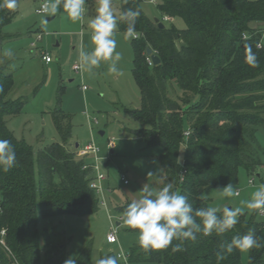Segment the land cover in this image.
I'll list each match as a JSON object with an SVG mask.
<instances>
[{
	"label": "trees",
	"instance_id": "trees-1",
	"mask_svg": "<svg viewBox=\"0 0 264 264\" xmlns=\"http://www.w3.org/2000/svg\"><path fill=\"white\" fill-rule=\"evenodd\" d=\"M159 2L162 16L181 18L186 27L164 23L166 27L160 28L143 12L141 2H121L120 16L128 9L139 12L134 30L140 37L133 39L132 47L133 74L142 106L131 114L141 124L136 135L145 138L148 145L163 148L160 159L166 179L162 187L171 182L175 191L187 196L194 216L197 209L210 207L208 190L230 182L238 184L241 168L252 175L264 165V48L257 47L260 35L254 34L256 28L264 27V0ZM14 16L15 9H0V46L10 38L5 27ZM120 16L119 30L126 31L128 22ZM242 33L253 36L245 41ZM244 44L256 53V66L245 63ZM147 47L159 55L160 64L147 60ZM173 84L181 90L182 102L169 95ZM14 86L13 73L0 68V140L10 141L16 153L14 166L7 172L0 170V234L6 230L5 244L0 242V264H65L70 256L64 241L57 238L54 229H40V221L100 210L102 200L91 187L93 163L69 147L72 122L62 111L54 114L62 142H54L36 155L25 139L18 138L6 120L24 107L22 98L9 97ZM183 144L186 153L184 163H180ZM129 203L119 206L117 212L123 216ZM257 211L251 216L240 213L234 228L221 236L197 233V239L185 240L179 251L169 245L146 252L137 241L127 251L129 262L245 264L238 250L220 262L217 253L234 236L252 233L261 247L250 249L247 264H264V222L256 220ZM217 216L222 218L223 212ZM195 220L202 226L200 218ZM126 232L138 234L130 228ZM106 255L117 253L110 250L101 258ZM73 261L93 264L91 248Z\"/></svg>",
	"mask_w": 264,
	"mask_h": 264
},
{
	"label": "rangeland",
	"instance_id": "rangeland-1",
	"mask_svg": "<svg viewBox=\"0 0 264 264\" xmlns=\"http://www.w3.org/2000/svg\"><path fill=\"white\" fill-rule=\"evenodd\" d=\"M41 1L17 0L14 19L5 27L6 33L12 36L0 46V68L13 73L15 78L9 97L24 101L23 110L17 115L6 116V120L16 136L33 147L36 155L52 143L62 142L54 122V114L58 111L71 117L69 147L79 156H88L95 163V156L84 152V146L91 141L100 146L99 165L106 174L100 210L90 215L67 214L40 221V229L52 228L57 232V238L64 241L72 260L90 247L91 262L96 264L102 253L110 250L127 252L138 241V234L126 232L128 227L124 225L118 226L121 215L117 208L140 199L143 195L140 189L144 184H148L153 193L161 189L166 179L160 159L163 148L148 145L145 138L135 133L141 124L131 111L141 108L142 95L133 74L134 38L126 37V31H120L118 27L121 3L111 1L117 17V28L112 38L116 41L115 52L120 54V59L115 61L118 71H109L113 63L109 60L102 61L98 67L82 65L81 73L74 69V65L80 63L78 51L91 52L95 47L88 21L96 15L97 2L86 3L83 21L74 22L62 6L54 14L37 13ZM159 3L141 2L140 6L150 19L155 20L162 16ZM51 17L54 18L48 19ZM167 25L179 29L186 27L184 20L178 17ZM39 33L43 38L33 48L31 42ZM6 50H11L13 55L6 56ZM44 51L50 54L53 63L47 64L43 59ZM169 95L183 101V94L175 84L169 86ZM100 131H104V135ZM185 153L186 145L183 144L180 163H184ZM122 176L128 179V184L123 182ZM250 176L244 168L240 169L239 182L233 185L239 195L223 196V186L208 190L206 197L211 200L210 207L216 208L217 212H223L226 207L239 208L241 213L253 215L255 210L248 209L245 202L260 188V180L251 184ZM255 218L264 222L260 209ZM117 226L120 245H110L106 241L107 234ZM249 253L250 250L242 253L245 264L249 261Z\"/></svg>",
	"mask_w": 264,
	"mask_h": 264
},
{
	"label": "clouds",
	"instance_id": "clouds-1",
	"mask_svg": "<svg viewBox=\"0 0 264 264\" xmlns=\"http://www.w3.org/2000/svg\"><path fill=\"white\" fill-rule=\"evenodd\" d=\"M85 4L86 0H55L51 5L45 4L42 10L54 14L58 7L62 6L68 18L76 22L83 21ZM97 4L95 17L88 21V27L92 30L91 40L95 47L91 52L81 49L78 59L81 65L89 67H98L102 61L113 60L109 71L117 72L115 61L120 59V54L115 52L116 41L112 38L117 28V17L112 10L111 0H97ZM16 7L17 0H0V9L14 10ZM138 16L139 12L131 9L121 14L120 19L128 22L126 37L135 38V19ZM242 39L245 41L249 39L247 33H242ZM257 47L260 45L257 44ZM4 54L9 57L13 55L11 50H6ZM245 63L250 66L257 64V55L248 45H246ZM15 161L16 153L10 141L0 140V170L9 171ZM140 190L143 195L127 205L119 222L130 229L138 230V244L146 252L167 248L169 245H172L173 251H179L185 240L195 241L197 233L210 236L215 232L217 236H221L234 228L241 213L239 208L226 207L223 217L218 218V210L207 207L197 209L193 216V207L187 196L175 191L171 182L166 183L156 193L150 190L148 184H144ZM221 191L225 197L239 194L231 182L223 186ZM201 199L206 197L202 196ZM245 203L250 210H264V186L255 191L252 198ZM196 217L202 220V226L196 224ZM108 239L112 241L111 236ZM173 240H178L180 243L173 245ZM254 247H261L254 234L234 236L223 246V251L217 253V261H223L227 258V254H232L234 250L243 253ZM122 259L126 264V257L121 252L119 255H106L96 261V264H120ZM65 264H75V262L70 258Z\"/></svg>",
	"mask_w": 264,
	"mask_h": 264
},
{
	"label": "built area",
	"instance_id": "built-area-1",
	"mask_svg": "<svg viewBox=\"0 0 264 264\" xmlns=\"http://www.w3.org/2000/svg\"><path fill=\"white\" fill-rule=\"evenodd\" d=\"M111 1H119L120 3L123 2V1H130V2H149V3H153V4H157L159 2V0H111ZM90 2H97V0H86V3H90ZM45 4H48V5H51L50 1L48 0H43L40 5L37 7L36 9V12L39 13V14H48V13H45L42 8ZM173 18L170 17L169 15L165 14L162 16V22L167 24L168 22H170ZM254 34H259L260 35V40L257 42V44L260 45V47H258L259 49H263L264 48V27L262 28H256ZM136 33V32H135ZM249 39L253 36V34H250V33H247ZM140 37V34L139 33H136V36L135 38H139ZM43 38V34L42 33H39L36 37V40L32 41L31 42V46L34 48V47H37L38 45V42L41 41ZM43 59L47 62V63H50L52 62V57L50 56L49 53L47 52H43ZM147 60L153 64V61L151 59L150 56L147 57ZM74 69L77 71V72H81L82 71V65L80 63L78 64H75L74 65ZM87 87L84 86V89H86ZM190 134V132H186V136H188ZM84 152H87L89 154H93L96 158V162L92 164V167L94 168L95 170V178L91 181V187L96 191V193L98 194L99 197H102L103 196V192H104V185H103V182L104 180L106 179V174L101 170V167L99 165V154L101 152V148L100 146L94 142V141H91V142H88L85 146H84ZM89 166L91 165H85L84 168H88ZM186 173V170L183 171V175ZM259 174V175H258ZM122 180L125 184H128L129 181L128 179H126L125 176H122ZM181 180H183V177L181 178ZM257 180H260V187L261 186H264V165L261 167V169L259 171H255L251 176H250V179H249V183L251 184H255V182ZM239 192V191H238ZM239 195V194H238ZM102 203V202H101ZM260 213L264 215V210H260ZM122 217V215L119 217V220L120 218ZM120 225H122L120 223ZM118 225V226H120ZM111 230L108 234H107V243L110 244V245H116V246H119L120 244V240H119V231H118V227ZM6 236V230L3 229L1 231V234H0V242L5 244L4 243V237ZM109 236L112 237V241L110 242L109 241ZM122 250V249H121ZM123 253L124 257H126V264H130L129 262V255L126 251H116L117 255H119L120 253ZM121 262H123V264H125V260L122 259Z\"/></svg>",
	"mask_w": 264,
	"mask_h": 264
},
{
	"label": "water",
	"instance_id": "water-1",
	"mask_svg": "<svg viewBox=\"0 0 264 264\" xmlns=\"http://www.w3.org/2000/svg\"><path fill=\"white\" fill-rule=\"evenodd\" d=\"M48 19H51V18H48ZM155 22L159 25L160 28H165L166 27V25L162 21H160L159 18H156ZM246 45H248V44H244L243 47H246ZM146 53H147L148 56L151 57L154 65H157V64L161 63V58L159 57V55L154 53V51H153V49L151 47H147ZM100 134L104 135V131H100ZM77 146H79V144H77ZM118 225H120V222H118Z\"/></svg>",
	"mask_w": 264,
	"mask_h": 264
},
{
	"label": "crops",
	"instance_id": "crops-1",
	"mask_svg": "<svg viewBox=\"0 0 264 264\" xmlns=\"http://www.w3.org/2000/svg\"><path fill=\"white\" fill-rule=\"evenodd\" d=\"M43 1V0H42ZM41 1V2H42ZM48 1H50V3L52 4V3H54L55 1L53 0V1H51V0H48ZM55 13H57V11L55 12ZM54 17H51V19H53ZM254 26H258V24L257 23H255V24H253ZM9 35H10V38H11V36H12V34H10V33H8ZM7 40H10V39H7ZM6 40V41H7ZM6 41H4V42H6ZM4 42L2 43V44H4ZM2 44H1V46H2ZM38 46V45H37ZM32 47V46H31ZM45 52V51H44ZM78 55H79V51H78ZM47 63V62H46ZM51 63H53V60H52V62H50V63H47V64H51ZM76 64H78V63H76ZM73 69V68H72ZM83 69V68H82ZM74 70V69H73ZM81 73H82V71H81ZM77 144H79V143H77ZM79 146H80V144H79ZM79 146H77V147H79Z\"/></svg>",
	"mask_w": 264,
	"mask_h": 264
}]
</instances>
